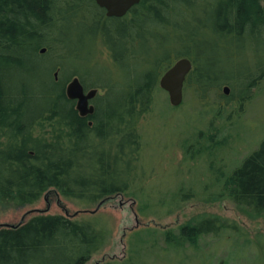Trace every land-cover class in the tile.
Returning <instances> with one entry per match:
<instances>
[{"label":"trees","instance_id":"16d2710c","mask_svg":"<svg viewBox=\"0 0 264 264\" xmlns=\"http://www.w3.org/2000/svg\"><path fill=\"white\" fill-rule=\"evenodd\" d=\"M181 57L191 63L183 81L189 100L168 109L197 102L210 114L207 134L184 146L191 160L209 158L208 174L154 198L138 173L139 122L165 93L160 75ZM73 76L84 91L96 89L85 117L64 93ZM258 94L263 0H138L120 17L106 16L94 0H0V207L28 208L49 193L92 206L89 214L34 211L0 227V264H87L108 234L93 211L118 196L131 197L140 216L160 217L156 207L166 208L163 215L185 210L199 195L264 220V137L228 163L220 151L214 156L225 138L212 124L234 119ZM204 205L171 227L133 230L123 261L225 264L229 255L215 256L225 245L249 258L235 222Z\"/></svg>","mask_w":264,"mask_h":264},{"label":"rangeland","instance_id":"374dc122","mask_svg":"<svg viewBox=\"0 0 264 264\" xmlns=\"http://www.w3.org/2000/svg\"><path fill=\"white\" fill-rule=\"evenodd\" d=\"M187 99L189 100V95L184 93L182 101ZM188 105H180L176 109L169 110L166 93L159 91L153 103V110L139 122L143 146L139 156L140 170L138 173L143 179L142 186L146 185L147 190L151 189L155 193H153L154 198L159 197L158 195L166 197L168 191L177 183L186 185L204 181L203 178L208 174L205 164L209 158L201 154L191 160L185 155L184 146L189 142H194L197 132L207 134L206 127L211 117L208 113H200L204 110L201 111L202 108L197 102H190ZM212 122L215 128L220 130L218 134H222L225 138L224 148L215 149L214 156L218 158V154L222 153L228 163L234 162L247 151L255 148L264 137V95H255L244 105L242 112L234 119H230L229 122L215 120ZM202 141L203 139L198 140V142ZM225 153L227 154L224 155ZM214 156L212 155L211 158ZM196 196V200L189 202L190 204H187L185 210H177L167 215H163L165 207H156L155 211L160 214V217L140 216L135 202L129 196L114 197L102 203L99 208L95 207L94 214L98 215L106 225L107 242L103 249L95 254L87 264H93L94 260L100 261L99 264L110 262L112 264H130L123 260L127 254L125 242L133 230L143 228L148 224L155 228L171 227L185 218L182 213L189 215L190 212L198 210L199 204L202 203L205 204L202 207L206 208V211L217 213L227 220H233L239 228L240 241L246 240L244 246L249 247L250 250L248 258L247 253L242 256L235 255L236 252L241 251L239 246H219L220 248L215 254L219 260L229 255L230 258H227L225 264H264V220L253 221L243 216L238 210L234 211L228 202H224L222 205L208 203L203 202L199 195ZM90 209L92 206L82 208L60 195L49 193L28 208L9 207L3 209L0 207V223L14 224L19 221L23 213L26 216L34 211L89 214ZM82 211L84 213H81ZM142 236L147 235L142 233Z\"/></svg>","mask_w":264,"mask_h":264},{"label":"water","instance_id":"95a60500","mask_svg":"<svg viewBox=\"0 0 264 264\" xmlns=\"http://www.w3.org/2000/svg\"><path fill=\"white\" fill-rule=\"evenodd\" d=\"M95 4L104 10L106 16L120 17L124 15L138 0H94ZM43 51V49H41ZM191 68L190 61L181 57L173 63L160 75L158 87L166 93L167 101L171 106H178L183 96V81ZM222 92L227 94L228 88L222 87ZM65 96L75 101V109L79 115H85L92 112V106L88 105V100L96 93V89L83 90L78 78L73 76L66 83L64 88ZM100 201L96 208L101 204ZM92 212V211H89ZM24 213L18 223L22 220ZM13 227V224L0 223V227Z\"/></svg>","mask_w":264,"mask_h":264},{"label":"flooded vegetation","instance_id":"af4514ba","mask_svg":"<svg viewBox=\"0 0 264 264\" xmlns=\"http://www.w3.org/2000/svg\"><path fill=\"white\" fill-rule=\"evenodd\" d=\"M92 99V98H91ZM91 99H89L88 100V105H91L92 106V108H93V104H92V102H91ZM73 103H74V109H75V101L73 100ZM76 110V109H75ZM92 112H93V109H92ZM78 113V112H77ZM89 114H91V113H89ZM89 114H85V115H80L81 117H85V116H87V115H89ZM90 122L88 121V124H89ZM101 259H103V258H101ZM100 263V261H98V260H94L93 261V264H99Z\"/></svg>","mask_w":264,"mask_h":264}]
</instances>
